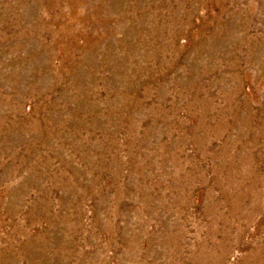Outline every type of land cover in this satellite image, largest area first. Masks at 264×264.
<instances>
[{
    "label": "rangeland",
    "instance_id": "1",
    "mask_svg": "<svg viewBox=\"0 0 264 264\" xmlns=\"http://www.w3.org/2000/svg\"><path fill=\"white\" fill-rule=\"evenodd\" d=\"M0 264H264V0H0Z\"/></svg>",
    "mask_w": 264,
    "mask_h": 264
}]
</instances>
